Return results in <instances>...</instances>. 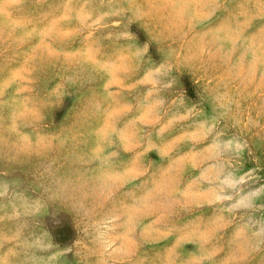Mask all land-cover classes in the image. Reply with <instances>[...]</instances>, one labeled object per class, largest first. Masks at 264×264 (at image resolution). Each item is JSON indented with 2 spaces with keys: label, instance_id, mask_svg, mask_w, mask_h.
<instances>
[{
  "label": "rangeland",
  "instance_id": "1",
  "mask_svg": "<svg viewBox=\"0 0 264 264\" xmlns=\"http://www.w3.org/2000/svg\"><path fill=\"white\" fill-rule=\"evenodd\" d=\"M0 264H264V0H0Z\"/></svg>",
  "mask_w": 264,
  "mask_h": 264
}]
</instances>
